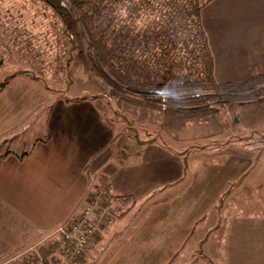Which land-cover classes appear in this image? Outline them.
Returning a JSON list of instances; mask_svg holds the SVG:
<instances>
[{"label":"crops","instance_id":"1","mask_svg":"<svg viewBox=\"0 0 264 264\" xmlns=\"http://www.w3.org/2000/svg\"><path fill=\"white\" fill-rule=\"evenodd\" d=\"M201 18L218 81L264 73V0H212ZM49 94L26 74L0 92V264L46 255L102 180L132 199L105 206L82 264H264V131L190 151L128 133V146L93 98Z\"/></svg>","mask_w":264,"mask_h":264},{"label":"rangeland","instance_id":"2","mask_svg":"<svg viewBox=\"0 0 264 264\" xmlns=\"http://www.w3.org/2000/svg\"><path fill=\"white\" fill-rule=\"evenodd\" d=\"M63 1L69 7L68 0H62V3ZM161 1L121 0L114 3L113 0L106 8H100L97 23L108 28L109 36L115 38L121 35V24H127L131 19L133 23L128 30L131 34L122 29L125 33L123 36L138 43V39H142V35L139 36L137 32L139 29L145 33L149 32V41H152L145 47L149 50L132 48L136 53L135 58L139 59V69L174 76L182 66L186 49L182 40L178 39L176 46L173 40H167L174 39L175 34L164 39L159 37L157 44H153L157 35L164 34L162 27L157 31L161 24L157 26L155 19L169 21V8L162 5ZM74 39L76 38L67 34L65 25L56 13L43 1L0 0V83L13 74H26L31 77L38 92L44 97L49 96L51 92L54 99L93 98L104 118L116 128L118 139H123L121 144L126 143L128 146L131 144L130 140L128 143L125 141L128 133L135 139L134 145L139 140L153 139L182 151L242 140L239 137L248 142V137H252L247 131L242 132L240 126L234 123L231 115L225 111L213 117H169L162 111L144 108L118 98L110 91L107 76L98 66L91 71L85 68L82 57L71 43ZM163 50L167 51L164 53L165 64L161 56L162 52H165ZM154 53H157L156 56H153ZM139 98L144 99L142 96ZM46 107L45 105L41 112H44ZM41 128L34 126L32 135L39 136L43 132ZM106 257L105 254L92 260L94 264H103Z\"/></svg>","mask_w":264,"mask_h":264},{"label":"trees","instance_id":"3","mask_svg":"<svg viewBox=\"0 0 264 264\" xmlns=\"http://www.w3.org/2000/svg\"><path fill=\"white\" fill-rule=\"evenodd\" d=\"M41 1L56 13L65 25L67 34L76 38L71 43L82 57L85 68L91 71L98 66L107 76L110 91L118 98L144 108L162 111L169 117H213L225 111L231 115L234 123L250 131L251 135L264 131V73L253 74L241 81H218L215 77L214 55L201 18L202 9L212 0L161 1L162 5L169 8V21L155 19L157 26L161 24L157 31L162 27L164 34L157 35L153 44H157L159 37L164 39L175 34L174 39L167 40H173L175 46L177 41L182 40L186 49L182 66L174 76L139 69V59L135 58L136 53L132 48L148 49L145 47L152 41H149V32L139 29L137 32L139 36L142 35V39H138V43L123 36L125 33L122 29L128 31L133 23L130 18L127 24H121L122 36L119 37L111 38L107 33L108 28L99 26L97 22L100 8H106L113 0H68L69 7L62 0ZM119 1L121 0H114V3ZM128 34H131L130 31ZM168 43L167 41L166 44ZM164 53L167 51L161 55L165 64ZM15 76L13 74L0 83V92ZM11 152L8 142L0 143L1 156ZM26 154L22 153L20 157L23 158ZM131 199L130 195H113L108 203L112 200ZM222 200L223 198L216 205L219 206ZM113 211L118 217L127 213V210L121 213Z\"/></svg>","mask_w":264,"mask_h":264},{"label":"built area","instance_id":"4","mask_svg":"<svg viewBox=\"0 0 264 264\" xmlns=\"http://www.w3.org/2000/svg\"><path fill=\"white\" fill-rule=\"evenodd\" d=\"M63 4L67 6L65 1ZM110 197L107 181L102 180L81 213L58 228L60 241L55 242L46 255L30 254L17 264H79L88 247L96 241L98 234L106 226L105 206Z\"/></svg>","mask_w":264,"mask_h":264}]
</instances>
